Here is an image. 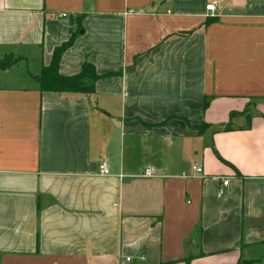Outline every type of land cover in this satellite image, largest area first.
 Returning <instances> with one entry per match:
<instances>
[{
	"label": "crops",
	"instance_id": "crops-1",
	"mask_svg": "<svg viewBox=\"0 0 264 264\" xmlns=\"http://www.w3.org/2000/svg\"><path fill=\"white\" fill-rule=\"evenodd\" d=\"M73 33L61 74H118L39 90ZM9 54L0 264L264 260V0H0Z\"/></svg>",
	"mask_w": 264,
	"mask_h": 264
},
{
	"label": "trees",
	"instance_id": "trees-1",
	"mask_svg": "<svg viewBox=\"0 0 264 264\" xmlns=\"http://www.w3.org/2000/svg\"><path fill=\"white\" fill-rule=\"evenodd\" d=\"M214 17H206L203 22L207 25L211 21H214ZM75 34L73 33L67 40L61 42L55 46L50 61L48 64L43 65L36 75L35 79L38 83L39 90L41 91H55V92H72V93H90L94 90V82L102 76H110L118 74L117 72H105L97 73L95 67L88 61H84L81 64L79 71L71 75L61 74L58 70V63L61 53L72 43ZM16 58L9 54L0 59V67L5 68L14 62ZM206 104V102H205ZM248 109H244L243 114L246 117V121H249ZM232 115V114H231ZM242 261L251 264L249 260H239L235 264H240Z\"/></svg>",
	"mask_w": 264,
	"mask_h": 264
},
{
	"label": "built area",
	"instance_id": "built-area-1",
	"mask_svg": "<svg viewBox=\"0 0 264 264\" xmlns=\"http://www.w3.org/2000/svg\"><path fill=\"white\" fill-rule=\"evenodd\" d=\"M214 9L215 8H214L213 2H210V3L205 5V10L213 11ZM58 15H59V17H64L66 14L62 12V13H60ZM99 169H100V172L102 174H108L109 173V169H108V166H107L105 161L100 162ZM190 170L192 172V175L194 174L195 176L200 175L202 173V171H203L202 167L200 165H197V164H191L190 165ZM142 174L144 176H151V175L154 174V170L152 168H150V167H146V168L143 169ZM226 184H227V179H222L221 187L225 186ZM221 187L218 189V193L219 194L222 193V188ZM140 257L143 258V256H140ZM129 259H130V257H126V260H129Z\"/></svg>",
	"mask_w": 264,
	"mask_h": 264
},
{
	"label": "rangeland",
	"instance_id": "rangeland-1",
	"mask_svg": "<svg viewBox=\"0 0 264 264\" xmlns=\"http://www.w3.org/2000/svg\"><path fill=\"white\" fill-rule=\"evenodd\" d=\"M240 264H247V262L242 261ZM257 264H264V260H262V262L257 263Z\"/></svg>",
	"mask_w": 264,
	"mask_h": 264
}]
</instances>
